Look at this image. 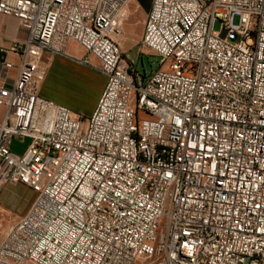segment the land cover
<instances>
[{
  "label": "built area",
  "instance_id": "obj_1",
  "mask_svg": "<svg viewBox=\"0 0 264 264\" xmlns=\"http://www.w3.org/2000/svg\"><path fill=\"white\" fill-rule=\"evenodd\" d=\"M128 2L0 0L28 32L0 56V184L36 192L0 264H264V0H153L147 75ZM70 41L106 76L87 118L42 94Z\"/></svg>",
  "mask_w": 264,
  "mask_h": 264
},
{
  "label": "crops",
  "instance_id": "obj_2",
  "mask_svg": "<svg viewBox=\"0 0 264 264\" xmlns=\"http://www.w3.org/2000/svg\"><path fill=\"white\" fill-rule=\"evenodd\" d=\"M153 0H129L127 5V13L121 23V33L119 37V44L121 49L134 50L139 43H142L143 34L145 29V23L147 20L148 12L151 8ZM140 13L143 14V28L140 26ZM27 30L22 26L20 20L12 15H6L0 13V56L1 51L10 47L14 42L18 40H24L27 37ZM67 55L55 56L51 62L47 78L42 88V94L46 97L52 98L58 102L68 105L73 109L76 116L87 118L91 115L99 96L106 84V76L96 67L99 64L97 58L91 55H87L86 51L75 41H70L67 48ZM123 51V50H122ZM146 52V51H143ZM88 57L89 64L81 61V59ZM137 55L134 56L133 65L136 68ZM93 70L99 72L104 77L103 88L96 92L95 103L87 109L78 107L76 105H70L64 98L55 99L51 96L49 91V81L53 76H61L64 78V83L68 86H72L77 83H81L87 86L91 83H95ZM17 73V68L14 67L8 71H1L0 67V84L10 85L12 79ZM144 75H147L144 73ZM0 120H2L6 107L0 105Z\"/></svg>",
  "mask_w": 264,
  "mask_h": 264
},
{
  "label": "rangeland",
  "instance_id": "obj_3",
  "mask_svg": "<svg viewBox=\"0 0 264 264\" xmlns=\"http://www.w3.org/2000/svg\"><path fill=\"white\" fill-rule=\"evenodd\" d=\"M143 21V14L140 13L139 23L142 28ZM237 21L238 19H236ZM215 29H221L220 21L215 24ZM122 50L124 57L129 62H133L134 56L137 55L136 69L142 74H149L159 66L160 57L151 54L146 48H143L141 43L134 50H127L126 48H122ZM92 72L95 83L87 86L77 82L72 86H68L64 83V78L53 76L49 81L51 96L55 99L64 98L70 105H76L83 109L91 107L95 103L96 92L99 93L104 85V77L95 70ZM28 143V137H16L12 143V149L17 153H21ZM35 197L36 192L27 185L10 182L0 184V239L4 237L7 229L28 211Z\"/></svg>",
  "mask_w": 264,
  "mask_h": 264
}]
</instances>
